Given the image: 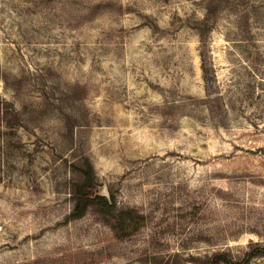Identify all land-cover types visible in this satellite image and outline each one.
I'll use <instances>...</instances> for the list:
<instances>
[{
  "label": "rangeland",
  "instance_id": "374dc122",
  "mask_svg": "<svg viewBox=\"0 0 264 264\" xmlns=\"http://www.w3.org/2000/svg\"><path fill=\"white\" fill-rule=\"evenodd\" d=\"M0 264H264V0H0Z\"/></svg>",
  "mask_w": 264,
  "mask_h": 264
},
{
  "label": "trees",
  "instance_id": "16d2710c",
  "mask_svg": "<svg viewBox=\"0 0 264 264\" xmlns=\"http://www.w3.org/2000/svg\"><path fill=\"white\" fill-rule=\"evenodd\" d=\"M210 21H211V18H210V15H208L206 18H205V20H204V24H205V26L207 27L206 28V30H205V32L206 31H208L209 30V24H210ZM208 72H206V74H207ZM206 82L209 84L210 83V79L207 77L206 78ZM88 175H91L90 173L88 174ZM85 175H81L80 176V178H79V180L80 181H85ZM90 183L92 184V179H90ZM87 198V197H86ZM111 198V199H110ZM107 200L109 199V202L111 203V204H114V201H115V199H114V196L113 195H110V197L109 198H106ZM81 200V194H79L78 196H76V198L74 199V208H76V206H75V204H79V201ZM88 203L89 204H87V208H83L84 209V211H86V210H89V209H91V207H93V206H96V204L94 203V202H90V200H88ZM75 210V209H74ZM81 210V209H80ZM219 255V254H218Z\"/></svg>",
  "mask_w": 264,
  "mask_h": 264
}]
</instances>
